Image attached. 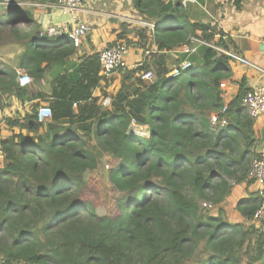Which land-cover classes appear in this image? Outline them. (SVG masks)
Masks as SVG:
<instances>
[{"label": "trees", "instance_id": "16d2710c", "mask_svg": "<svg viewBox=\"0 0 264 264\" xmlns=\"http://www.w3.org/2000/svg\"><path fill=\"white\" fill-rule=\"evenodd\" d=\"M130 3L155 24L151 36L136 31L139 46L155 49L141 65L119 69V88L104 93L108 107L93 96L101 83L98 53L66 67L78 49L67 37L42 35L32 8L0 9V40L19 47L16 67L0 66V111L10 96L31 102L7 118L19 131L0 140V264H264V219L254 217L263 198L250 192L236 203L243 222L229 221L221 206L234 185L254 182L257 139L241 105L250 88L241 82L220 113L227 58L210 48L168 84L165 52L191 35L211 40L213 27L191 21L182 0ZM117 40L126 41L122 34ZM18 69L30 86L17 85ZM148 70L151 81L137 76ZM51 72L49 91L39 90ZM43 102L52 116L41 122ZM212 113L226 124L212 125ZM131 120L147 126L148 136L133 134ZM101 153L111 164V197L96 203L87 185L100 172ZM201 202L216 205V214Z\"/></svg>", "mask_w": 264, "mask_h": 264}, {"label": "crops", "instance_id": "0c3cea01", "mask_svg": "<svg viewBox=\"0 0 264 264\" xmlns=\"http://www.w3.org/2000/svg\"><path fill=\"white\" fill-rule=\"evenodd\" d=\"M182 3L186 15L191 21H200L211 25L213 36L219 30L227 32L233 47L264 70V0H182ZM33 10L42 27L62 24L69 20V16L64 15L56 7ZM77 17L79 21L90 26V31L78 47L77 54L67 62L66 67L78 63L82 55L98 53L102 48L110 46L117 40L119 34L124 36L129 46L124 69L135 68L155 49L153 44L147 47V50L139 46L136 31L144 27L138 23L140 16L137 15L130 0H83L77 11ZM148 35L151 36L149 33ZM202 49L204 53L205 47H200L196 53L190 56L193 65L202 58ZM165 54L168 71H170L179 62V59L171 51L165 52ZM227 66V69L222 72L228 75L220 80L225 84L220 89L222 100L226 104L238 94L241 82H244L248 88L264 84V73L254 68L228 58ZM53 73L46 75L39 85V90L49 91V81ZM121 80V71L114 72L109 77V84L105 86L104 82H101L93 96L99 98L100 102L105 97L104 93L110 95L116 92ZM8 103L9 106L0 111V114L21 115L31 105L29 101L22 104L14 96L8 98ZM18 131L16 127H8L3 131L2 139ZM253 132L254 138L257 139L255 150L259 153L260 150H264V113L253 120ZM2 160L0 151V166ZM258 191L259 186L254 182L247 184L243 181L234 185L221 205L228 220L243 222V217L235 209V205L239 200L246 198L248 193Z\"/></svg>", "mask_w": 264, "mask_h": 264}, {"label": "built area", "instance_id": "2783aa9c", "mask_svg": "<svg viewBox=\"0 0 264 264\" xmlns=\"http://www.w3.org/2000/svg\"><path fill=\"white\" fill-rule=\"evenodd\" d=\"M82 1L83 0H57L56 3L51 4L23 0H0V9H47L56 7L61 10L64 15H68L69 20L62 24H54L44 27L42 35L47 38L67 37V41H70L75 47H79L82 40L90 31V26L79 21L77 17V11L79 10ZM138 23L146 28L149 34H152V30L155 28L154 23L144 20L141 17L138 19ZM200 47L210 48L218 56H225L232 61L247 65L264 73L262 68L244 57L233 47L231 38H229L227 32L219 30L215 32L211 40H205L199 36L191 35L178 49L171 51L173 55L179 59V62L166 73L165 81L168 84L190 69L193 64L190 56L196 53ZM128 50L129 46L125 40H116L112 45L106 46L98 51L101 66L99 71L101 82H105V80L109 79L115 71H119L120 68L125 67V57ZM139 65H141V63ZM137 76L143 81H151L153 79V73L149 70L141 71L137 73ZM15 81L17 85L22 88L30 86L33 82L32 78L23 70H17ZM224 85V83H220L221 88H223ZM100 104L104 107H108L110 105V96L103 97ZM241 105L245 108L248 116L253 120L262 115L264 113V84H259L250 88L242 97ZM226 108L227 104L224 103L220 113H225ZM11 115L0 114V140L2 139L3 131L8 128L7 118H10ZM51 116L52 112L48 103H41L37 108L38 120L44 122L49 120ZM210 122L219 127L226 124L225 118L219 119L217 113L211 114ZM129 128L133 134L138 136L147 137L149 134L147 126L137 124L134 120H131ZM249 177L259 186L258 194L263 198L262 205L257 209L254 217L256 219H264V150H260L259 157L252 161ZM203 206L210 209L213 207L211 204L205 202H203Z\"/></svg>", "mask_w": 264, "mask_h": 264}, {"label": "rangeland", "instance_id": "374dc122", "mask_svg": "<svg viewBox=\"0 0 264 264\" xmlns=\"http://www.w3.org/2000/svg\"><path fill=\"white\" fill-rule=\"evenodd\" d=\"M32 12L35 17L36 14L33 9ZM11 42H12L11 40H8L6 38L0 40V66H7L10 69H14L16 67V60L19 52V47ZM13 116H15V114H12V117ZM98 157L100 158L102 165L100 167V172L92 175L87 185L88 199H91L96 203L101 202V200L108 201L109 197H111L109 191V185L107 181V170L111 164L108 163L105 165V154L101 153ZM200 205L201 208L203 209V202H201ZM209 212L211 214H216L217 206L215 205L211 209L209 208Z\"/></svg>", "mask_w": 264, "mask_h": 264}]
</instances>
